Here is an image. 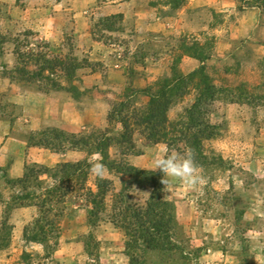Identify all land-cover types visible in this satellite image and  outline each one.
I'll list each match as a JSON object with an SVG mask.
<instances>
[{
    "label": "rangeland",
    "instance_id": "374dc122",
    "mask_svg": "<svg viewBox=\"0 0 264 264\" xmlns=\"http://www.w3.org/2000/svg\"><path fill=\"white\" fill-rule=\"evenodd\" d=\"M0 264H264V0H0Z\"/></svg>",
    "mask_w": 264,
    "mask_h": 264
}]
</instances>
